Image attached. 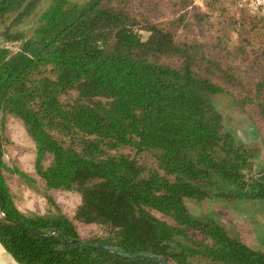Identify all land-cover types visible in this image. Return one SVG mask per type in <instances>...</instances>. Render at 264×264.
I'll list each match as a JSON object with an SVG mask.
<instances>
[{"label": "trees", "instance_id": "16d2710c", "mask_svg": "<svg viewBox=\"0 0 264 264\" xmlns=\"http://www.w3.org/2000/svg\"><path fill=\"white\" fill-rule=\"evenodd\" d=\"M211 1L222 28L201 42L183 33L207 19L194 0H0V243L17 264H163L74 238L170 264H264L188 207L264 201V17ZM220 95L250 138L226 130ZM13 118L34 145L30 171L8 157ZM14 176L41 188L46 214L19 208ZM58 192L78 195L75 211Z\"/></svg>", "mask_w": 264, "mask_h": 264}, {"label": "rangeland", "instance_id": "374dc122", "mask_svg": "<svg viewBox=\"0 0 264 264\" xmlns=\"http://www.w3.org/2000/svg\"><path fill=\"white\" fill-rule=\"evenodd\" d=\"M232 1L235 2L236 0H226V3L228 4L227 8L233 6L231 5ZM193 3L196 6L195 11L204 17L207 16V19H204L205 24L204 21L201 24H197L194 22L195 19L191 18L190 20L194 23L193 26L189 27V30L185 28L183 33L191 39L195 38L201 42L206 39H210L208 41L217 40V38H213L212 36L218 34V32H215L216 29L222 28L221 25H219L218 28L216 27L218 24L217 22L223 17L220 15V12H222L221 7L217 8V11L211 10L213 4L211 0H194ZM47 4L48 2L44 1L30 17L26 18L25 23L21 24L19 28L23 30L29 29L30 25H32L37 19L40 11L46 8ZM249 12L253 14L250 10ZM226 23L228 22L226 21ZM189 31L191 34L194 31L196 37L190 36L191 34ZM231 35L232 41H230V45L221 47H225L227 50L231 49L232 51L234 47H236L235 43L237 42V37L235 34L230 33L229 36L231 37ZM246 49L248 50L250 47H247ZM241 62L242 61L239 59L236 60L238 65H241ZM217 100L221 104L222 111L225 115L226 130H229L237 139L250 138L249 130L252 128L251 119L241 113L233 100L225 95L218 96ZM9 129L11 134V144L9 145L8 157L13 158L27 171L32 170L34 145L28 137L23 124L19 120L13 118L9 120ZM250 147L258 149L260 148V144L253 142ZM254 170L257 174H261L264 170L263 164L260 162L259 158L254 161ZM13 189L16 194L17 204L23 212L46 214L47 210L50 209L51 206H49L44 192L39 186L31 184L18 176H14ZM54 196L58 204L70 213L75 211L80 202L78 195L75 193L58 192ZM188 207L195 215L204 216L210 214L216 217V219L223 224L232 235L242 238L251 247L264 252V201L249 203H219L216 201H205L202 203H196L188 200ZM87 231L92 230H84V232ZM195 236H199V234L195 233Z\"/></svg>", "mask_w": 264, "mask_h": 264}, {"label": "water", "instance_id": "95a60500", "mask_svg": "<svg viewBox=\"0 0 264 264\" xmlns=\"http://www.w3.org/2000/svg\"><path fill=\"white\" fill-rule=\"evenodd\" d=\"M251 130L253 131V134L256 133V130L254 128H251ZM67 243L72 244V245H84V246H96L98 248H103L109 251H115L125 257L128 258H133V259H153L155 261H158L160 263L163 264H170L168 261H166L165 259L157 256L156 254L150 253V252H139V253H128L126 251H124L122 248L118 247V246H114V245H106V244H91L88 243L86 241H80L78 239H72L70 241L66 240Z\"/></svg>", "mask_w": 264, "mask_h": 264}, {"label": "built area", "instance_id": "2783aa9c", "mask_svg": "<svg viewBox=\"0 0 264 264\" xmlns=\"http://www.w3.org/2000/svg\"><path fill=\"white\" fill-rule=\"evenodd\" d=\"M199 1V0H195ZM240 2L246 4L249 10L253 14H259L264 17V0H239Z\"/></svg>", "mask_w": 264, "mask_h": 264}, {"label": "crops", "instance_id": "0c3cea01", "mask_svg": "<svg viewBox=\"0 0 264 264\" xmlns=\"http://www.w3.org/2000/svg\"><path fill=\"white\" fill-rule=\"evenodd\" d=\"M0 264H17L0 243Z\"/></svg>", "mask_w": 264, "mask_h": 264}]
</instances>
